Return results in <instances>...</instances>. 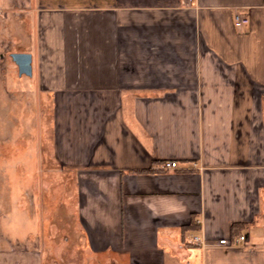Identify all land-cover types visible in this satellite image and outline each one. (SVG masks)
I'll use <instances>...</instances> for the list:
<instances>
[{
    "label": "crops",
    "instance_id": "crops-1",
    "mask_svg": "<svg viewBox=\"0 0 264 264\" xmlns=\"http://www.w3.org/2000/svg\"><path fill=\"white\" fill-rule=\"evenodd\" d=\"M36 3L22 76L79 178L64 260L264 264V0Z\"/></svg>",
    "mask_w": 264,
    "mask_h": 264
},
{
    "label": "rangeland",
    "instance_id": "rangeland-1",
    "mask_svg": "<svg viewBox=\"0 0 264 264\" xmlns=\"http://www.w3.org/2000/svg\"><path fill=\"white\" fill-rule=\"evenodd\" d=\"M37 16L36 0H0V264H72L63 256L76 249V168L44 131L49 122L40 117L52 114L53 105L39 103L11 55L36 47Z\"/></svg>",
    "mask_w": 264,
    "mask_h": 264
},
{
    "label": "built area",
    "instance_id": "built-area-1",
    "mask_svg": "<svg viewBox=\"0 0 264 264\" xmlns=\"http://www.w3.org/2000/svg\"><path fill=\"white\" fill-rule=\"evenodd\" d=\"M235 22L237 26H242L244 24H247L249 22V18L237 13L235 17ZM163 168H175L177 167V162L173 160L165 161L162 164ZM249 240V234L248 233H240L234 236L232 239L228 237L221 238L219 240V244L226 245V246H240L245 244ZM193 241L198 244H204L203 240L199 236H194Z\"/></svg>",
    "mask_w": 264,
    "mask_h": 264
},
{
    "label": "water",
    "instance_id": "water-1",
    "mask_svg": "<svg viewBox=\"0 0 264 264\" xmlns=\"http://www.w3.org/2000/svg\"><path fill=\"white\" fill-rule=\"evenodd\" d=\"M15 63L18 66L20 75H32V53L24 51H15L11 53Z\"/></svg>",
    "mask_w": 264,
    "mask_h": 264
},
{
    "label": "trees",
    "instance_id": "trees-1",
    "mask_svg": "<svg viewBox=\"0 0 264 264\" xmlns=\"http://www.w3.org/2000/svg\"><path fill=\"white\" fill-rule=\"evenodd\" d=\"M264 98V97H263Z\"/></svg>",
    "mask_w": 264,
    "mask_h": 264
}]
</instances>
